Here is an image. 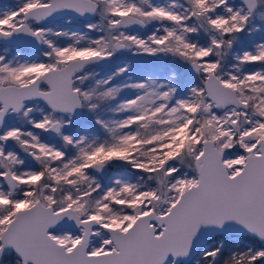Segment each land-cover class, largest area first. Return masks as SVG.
Returning <instances> with one entry per match:
<instances>
[{"label": "snow or ice", "instance_id": "6c2138e0", "mask_svg": "<svg viewBox=\"0 0 264 264\" xmlns=\"http://www.w3.org/2000/svg\"><path fill=\"white\" fill-rule=\"evenodd\" d=\"M0 264H264V0L0 2Z\"/></svg>", "mask_w": 264, "mask_h": 264}, {"label": "water", "instance_id": "95a60500", "mask_svg": "<svg viewBox=\"0 0 264 264\" xmlns=\"http://www.w3.org/2000/svg\"><path fill=\"white\" fill-rule=\"evenodd\" d=\"M9 0H0V2L7 3Z\"/></svg>", "mask_w": 264, "mask_h": 264}, {"label": "flooded vegetation", "instance_id": "af4514ba", "mask_svg": "<svg viewBox=\"0 0 264 264\" xmlns=\"http://www.w3.org/2000/svg\"><path fill=\"white\" fill-rule=\"evenodd\" d=\"M11 2V0H9L7 3H10Z\"/></svg>", "mask_w": 264, "mask_h": 264}]
</instances>
